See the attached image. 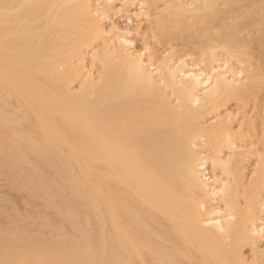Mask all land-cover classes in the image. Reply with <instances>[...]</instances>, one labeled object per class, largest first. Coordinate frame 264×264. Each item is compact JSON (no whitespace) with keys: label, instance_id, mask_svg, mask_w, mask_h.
<instances>
[{"label":"bare ground","instance_id":"6f19581e","mask_svg":"<svg viewBox=\"0 0 264 264\" xmlns=\"http://www.w3.org/2000/svg\"><path fill=\"white\" fill-rule=\"evenodd\" d=\"M101 1L99 8L91 0H0V113L2 105L15 100L20 106L18 128L31 120L50 147L31 142L21 133L16 151L12 148L8 153L0 147V173L15 174L17 166L10 173L9 158L28 163L32 154L29 158H36L31 162L36 160L39 165L32 164L34 170L56 164L57 172L51 180L35 175L31 179L27 173L32 181L21 178L25 183L29 179L27 185L17 179L18 173L17 178L12 174L11 187L37 193L36 197L38 190L50 191L52 198L45 200L46 206L64 207L69 215L87 206L91 215L94 209L99 212L98 219L94 216L97 221L93 218L99 223L93 241L96 249L84 231L83 238L77 232L78 239L88 250H75L76 241L74 250L57 252V243L26 234L15 238L6 229L0 233V264H144L145 252L155 264H255L246 262L241 248L252 247L255 253V245L264 244V151L259 148L264 143V110L259 115L263 118L259 131L250 135L256 139L254 152L253 147L247 151L240 145L244 124L233 129L234 112L219 113L230 99L250 92L247 83L252 76L248 71L231 70L229 59L235 56L224 45H220L224 54L219 55L216 46H209L208 70L195 71L181 57L172 64L166 59L155 66L149 64L150 59L144 61L141 54L129 52L128 34L116 37L117 47L111 53L104 47L107 31L102 28L106 12L115 3L124 9L138 6L148 18V8L163 1L153 22L167 34L175 24L182 27V21L201 18L210 25L234 14L219 4L235 0ZM40 17L41 23L37 21ZM211 33L206 29L204 37L211 39ZM195 35L191 38L197 40ZM86 48L94 50V60L102 67L94 83L84 77L86 72L82 74ZM74 59L79 62L76 67ZM215 112L218 115L204 126L201 121ZM59 151L66 156L56 163ZM252 153L256 163L245 180L242 165ZM70 163L81 170L87 187L91 186L89 175L95 173V166L100 167L94 175L100 185L92 193L99 207H91L88 194L76 187L79 182L72 180ZM49 170L55 172L52 167ZM53 177L66 187L61 192L70 190L71 198L52 185ZM61 196L71 201L58 202ZM72 216L70 222H61L78 231L85 215L78 219L81 226L76 229L73 222L77 218ZM255 257L262 258L264 253L258 251Z\"/></svg>","mask_w":264,"mask_h":264},{"label":"rangeland","instance_id":"374dc122","mask_svg":"<svg viewBox=\"0 0 264 264\" xmlns=\"http://www.w3.org/2000/svg\"><path fill=\"white\" fill-rule=\"evenodd\" d=\"M92 1H94V3H92L93 5L94 4L100 5L101 4L100 6H102L101 0H98L99 2L97 0H91V2ZM96 1H97V3H96ZM162 2L163 1H159V3L158 2L156 3V5L154 4L155 5L154 9H152L153 6H152V8L147 7L151 13V15L148 14V15H150V17H148V18H147V16L143 15L144 11H141L138 6L137 7L127 6L129 8L126 7V9H124L125 7L121 6L118 3H115L113 5L114 7L111 6L110 10H108L106 12V19H105L106 21L104 20L102 22L103 30H105V32L107 31L106 36H105L106 37L105 41L108 44L104 41L105 49L111 53L114 52L116 47H117V43H116L117 41L115 40L116 37L120 36L121 34L122 35L128 34L127 39L129 40V42L131 44L128 47L129 52L131 51L130 53H132L134 55L141 54V56L144 58L143 60L147 61L148 59H150V61L149 60L148 61L150 62L149 64H152V65H154V63H156L155 65H157L158 62L165 60V59L171 60V64H172V63H174L173 60H176L179 57H181L182 59L181 58L180 59L181 60L184 59V61L186 62V65H189L190 67L193 66L191 68L189 66H188V68H186V69L190 68L189 70H194V69L198 70L200 68L208 70L207 64L210 62V57H209V51L207 48L209 46L212 45L213 47L216 46L218 48V50H217V48L215 47L216 51H217L216 55H219L220 53L224 54V52L221 51L220 45L221 46L224 45L225 48L227 47L228 49H230L232 54H234V56H235L234 58H230V59L228 57V59L230 61L229 66L231 67V70L233 72L239 71V70L248 71L253 78V80L251 79V81H252L251 83L250 82L247 83V86H248V84H250L251 90H250V92L248 91V93H246L244 96H242L238 99H230L224 106L219 108L220 112L219 111H217V112L222 113V115L228 114V112H230V113L234 112L233 117L235 118L236 122L233 121V123H232L233 129L234 130L238 129L236 126H238V124H240V123L244 124L243 129L245 130L244 131L245 133L242 132L241 135H244L245 138L243 136V138H242L243 140L241 139L240 145L243 147H246L245 148L246 150H247V148L249 150L251 147H253V148H251L252 149L251 152H252L254 149H256L255 148L256 146H254V145H257V144H255V143L252 144V142L256 141V139L252 138L250 135H254L253 133H256L257 131H259V128L262 125V121H263V118H260L259 115L261 114V117H262V112L264 110V0H237V1L235 0L232 3H229L227 5L220 3L219 4L220 9L230 11V12L235 11L234 14H230L227 17L220 19L218 21H213L210 25H207L201 18H197L195 20L182 21V22H180V24L183 25L182 27H180L178 24H175V25H173V27H171V28H169V30H167V32H168L167 34H165L162 30H160L158 25L153 22L155 19L154 15H156V13L160 12V10H158L157 8L163 9V5H164L163 3L164 2L163 3ZM100 6H99V8H101ZM151 9L156 10V11H152ZM139 11L142 13L139 14ZM42 19L43 18L40 17L37 21L41 23ZM206 29H209V31L212 32L211 34H213V35L211 36L212 37L211 39H206L204 37ZM194 35L198 36L199 38L197 40H194V38L192 39L191 37L192 36L194 37ZM213 36H215L216 38ZM195 39H196V37H195ZM92 50L93 49H91V48H86L84 50L83 58L85 57V59L83 60V63H82V65H83L82 74L84 75L86 72L84 77L87 76L86 78H88L90 80V82L92 81L91 83H94V82H96L98 75L101 74V72H102L101 68L102 67L98 62H96L94 60V56H93L94 50L93 51ZM85 51H87V52L85 53ZM92 53H93V55H92ZM151 54H153V55H151ZM221 59L222 60L226 59L225 55H224V57H221ZM75 60L76 59L73 60V66L76 67L77 64L79 65V62L77 63ZM222 60H220V62ZM145 63H146V65H148L147 62H145ZM84 65H86V66H84ZM150 70H152V68ZM232 71H231V73H232ZM76 86H77V84L74 83L73 87H72L74 91H76V89H78V86L77 87ZM248 88H249V86H248ZM2 107H3V109L1 111V113H3V114L0 113V115L2 116V118L0 116V119H1L0 120V147L3 150L6 148L4 151L8 152L10 150L9 152H13L14 148H15V151L17 150V146H15V145H19L21 143V141H22L21 136H20L21 133H22L21 135H24V137L26 135L29 136V137L26 136L25 138L30 139L31 142L33 141L34 143L40 144L41 146L47 147L48 149H50L49 146H45V144H44L45 141L43 139V136L40 134L39 131H37L35 129L31 120L26 121L25 123L21 122L22 125H21V127L18 128V125H16V124L19 123V121H20L19 119L21 118L19 115L20 106L15 100H12L11 103L8 102L5 105H2ZM217 112H215L213 115H211V117L209 116L206 120L201 121L203 124H205L204 126H206V124L207 125L209 124V123H207V121L208 122L212 121L209 118H212V116H214ZM217 115H218V113H217ZM3 118H5L6 121H4ZM12 121H15L13 123L14 125L11 123ZM7 122H9V123H7ZM11 124H12V127L10 126ZM9 130L11 133H9ZM12 131L15 133V135L17 137L19 136L20 138L19 139L16 138V136L13 134ZM41 138L43 140H41ZM16 140H18V141H16ZM9 141L12 143H10ZM19 141H20V143H19ZM12 144L14 145V147ZM259 148H262L264 151V143L260 144ZM259 148H257L258 149L257 152L259 151ZM262 149H260V150H262ZM263 151H260L258 153L263 155L264 154ZM257 152L255 151V153H256L255 155L258 154ZM27 154H29V153H27ZM31 155L32 154H29L28 158ZM252 155L254 156L253 153H252ZM65 156L66 155H65L64 151H59V154L57 155L56 160H55L56 163H58L59 158L63 160V158ZM249 156H251V155L249 154L247 156L248 159H247V157L245 159L247 163L245 162L242 165L243 168L245 167V169H244L245 170V180H248L249 176L247 177L246 174L251 173V169L253 170V165L256 163V162H254V161H256V157L254 156L255 157L254 158L253 156H251L252 157L251 158ZM28 158L26 159L28 161V163L26 161H25V163L23 161H20V162L17 161L16 162V160H14L13 158H12V160H13L12 161L9 158V161H10L9 163H11V164L13 163V164L12 165L9 164V166H11V167H9V169L11 168V170H9V169H7V170H9L11 173V171L15 170V168H16L15 166H17L18 172L14 171L15 174H13V172H12V174L16 177V174L18 173L19 176L18 175L17 176L19 178L16 177L18 180H21L22 177L25 179V177L27 176V173L29 176H31V179L35 175V176H39L40 179H42V180L43 179L44 180L45 179L51 180V177H52L51 175L56 173L58 170L57 168L53 167L54 165H55V167H57L56 164H54L53 166H50V167L48 166V167L44 168L46 165L43 164L44 166H42L41 165L42 163L40 162V160H37V162L39 161L38 164L41 165L40 169L42 168L41 169L42 171L43 170L45 171L47 168L51 169V167L55 171L52 173L51 170L47 169L45 172L44 171L42 172L41 170L38 172L39 169L34 170V169H36V167L33 168V166H32V164H33L34 166H37L39 168V165H36V162H35L36 160L34 162H31L36 157L32 156V160L30 157L29 158L30 161ZM251 159H253V161ZM248 160H249V163H248ZM262 161H261L262 162L261 164L264 163V159ZM250 163H252L251 164L252 167H251ZM261 164H260V166H261ZM263 165L261 166V168H262L261 172H264ZM69 169H71V171H69L71 177L74 178V179H72L73 182L74 183H75V181H76V183L79 182L76 187L80 188L81 190L82 189L85 190V192L89 196V201L92 200L91 201L92 203L90 202L91 207L92 206L93 207H99V203L97 202V200H96L95 196H93V194H94V191L97 188H99V185H100L99 179L96 178L98 173L100 172V167L95 166V168H94L95 173L93 175H89V180L91 182V186H88V187H87L86 183L84 182L83 177L81 176L82 175L81 170H80V172L77 170V169H79L78 166L70 163ZM248 170H250V172H248ZM9 171H7V172H9ZM96 171L98 173H96ZM31 172H33V173H31ZM34 172H35V174H34ZM46 172H49V174H47ZM40 173L42 174L41 176H40ZM12 174H11V176H12ZM73 175H74V177H73ZM76 175L78 176V178ZM94 175H96V177ZM11 176L8 173H4V172H3V174L0 173V233L6 231V229H8V230H10L9 232H11L12 234H15V238L17 237V235L21 236L22 238L24 236L26 237V235H28V237L29 238L31 237L32 239H41V240L45 239V241H52L53 243H57L56 247H55V249H57V252L60 250L66 251V250H68V248L71 250H74L73 248H75L74 245L76 244L75 243L76 241H77L78 247L75 248V250L80 252V250L82 249L81 251H84L87 248L86 247L87 244L85 242H82V239L81 240L78 239L79 233H77V232L81 233V231L82 232L84 231L85 233L84 232L83 233L85 234V236H87V237H85V239L88 240V237H89V240L92 242L96 239L95 236L97 234L95 235V230L99 225L98 222H95V221H97L96 218L97 219L99 218V212L97 211V209H94L95 213H93V215H91V213H92L91 208L90 209L87 208L89 206L84 207L83 209L81 208V210H77L74 213H70V215L75 214V217L77 218L76 221L73 222V225H75V229H76V227L80 228L81 225H78V224H80L81 222L83 224L82 227L80 228V230L75 231V230H73V228L69 227L70 224L66 225V222L67 223L70 222L71 217H70L69 213L65 210L64 207L63 208L59 207L60 209H62V210H60L58 207L49 208L46 206L45 200L46 199L50 200L52 198L51 197L52 195L51 196L49 195V194H51L50 191H49V193H47V190H46V192L44 191L45 192V194H44L43 191L41 192V190H38V193H39L38 197H36L37 193L35 194V196H34V194L30 195L27 192L25 193L23 190H19V189L15 188L14 186H13L14 188L11 187L12 185L10 184V178H9ZM29 176H27V177H29ZM42 176H43V178H42ZM29 179H30V177H29ZM29 179L26 178V183L23 182L25 180H21V182L23 183V185H25V184L27 185V181H28V183L31 184L30 181H32V180L30 179V181H29ZM53 179L58 184L56 182H54ZM18 180H16V181H18ZM52 181L54 182V184H52V185H54V187L55 186L59 187L58 190L60 188H63V189L66 188L65 186H63V187L61 186V183H62L61 181L59 184L58 179L53 177ZM21 182L19 181V183H21ZM63 184H65V183H63ZM92 184L94 186H92ZM29 185H28V187H30ZM63 189H61L62 192L64 191L63 193L59 190L62 193L61 195L62 196L65 195V196L71 198L70 195H72V194H70L68 196V194L71 193V192L68 193V191H70V190L69 189L63 190ZM25 194L29 198H32V199L30 200L29 198H27V196ZM42 194H43V196L46 195L48 198L47 197L46 198L44 197L45 199L42 198L43 197ZM62 196H61V198H59L58 202H66V201L69 202V201H71V200H69L70 198L68 199L65 196L64 197H62ZM240 200H241V202H243L242 198ZM57 210H58L59 214H58ZM64 210L68 214H65ZM88 212H90V213H88ZM96 213L98 216L96 215ZM83 214L85 215V217ZM66 216H68V217L63 218ZM75 217H73V218H75ZM81 217H84L85 219L87 218V221L89 223L88 224L89 230L87 229V222L85 223L86 220L83 218H82L83 220L80 219ZM93 218H95L94 219L95 221L93 220ZM78 219H80V221H79L80 223H77ZM63 220L66 221L64 224L65 226H63L64 222L63 223L61 222ZM83 221H84V223H83ZM69 228L72 231H74L73 236H71L72 232ZM86 231H88V234H86L87 233ZM83 233L80 234V235H83L82 238L84 237ZM21 234H23V236ZM24 234H26V235H24ZM54 235L60 236V237H55ZM61 235L64 237H62ZM69 235H70V237H69ZM76 235H78V236H76ZM88 235H90V236H88ZM21 237H18V238H21ZM51 237L52 238L55 237V238L52 239ZM63 238H64V240H62ZM58 239L60 241L61 240L62 241L60 242ZM70 240L73 241V243L70 242ZM67 242L68 243L70 242L69 243L70 246L73 244L72 245L73 247L70 248V246L67 245ZM79 242L82 243L83 245L80 246ZM260 243H262V244H260ZM61 244H63V245H61ZM255 246L257 247L258 251H262L264 253L263 242H259ZM84 247H86V248L83 249ZM63 248H64V250H63ZM91 248H95V249L97 248V247H95L94 242H93V245H91ZM251 248L252 247L245 246V245H244V247L241 248L242 257L246 260V262L251 263L252 261H254L255 264H264V257L256 258L255 254L258 251L253 253ZM254 249L256 250V248H254ZM86 250H88V249H86ZM81 253H83V252H81ZM144 256H145V258L143 260L144 264H155V262L150 258L149 254H147L145 252ZM135 263L140 264L138 261ZM19 264H23V263H19ZM94 264H99V262L94 261Z\"/></svg>","mask_w":264,"mask_h":264}]
</instances>
